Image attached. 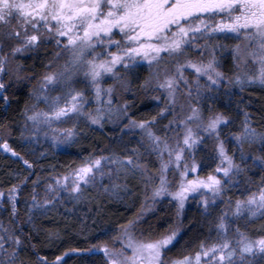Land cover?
I'll list each match as a JSON object with an SVG mask.
<instances>
[{
  "label": "snow or ice",
  "instance_id": "obj_1",
  "mask_svg": "<svg viewBox=\"0 0 264 264\" xmlns=\"http://www.w3.org/2000/svg\"><path fill=\"white\" fill-rule=\"evenodd\" d=\"M220 39L239 41L232 49L237 68L251 62L259 66L258 72L226 76L217 58V48H227L216 43ZM49 44L55 45V51L30 93L36 103L26 105L21 113L19 134L24 147L39 143L41 134L55 145H70L77 135L75 126L60 127L70 120L83 118L100 126L106 117L109 121L123 118V122L108 155L84 156L75 167L46 182L42 196L37 190L39 178L31 182L24 198L27 222L32 223L36 213L46 214L62 204L64 194L75 207L97 185L115 195L121 185L113 182L123 179L126 191L129 175L141 178L145 201L137 219L121 224L118 233L104 231L87 248L70 249L51 261L37 254L36 264H67L70 253L102 254L103 264H264V235L253 238L238 227L233 230L229 220L230 215L239 219L245 213L249 218L264 216V177L255 191L246 189L241 193L244 199L229 198L228 211L212 217L217 200L223 201L227 190L239 185L237 177L246 168L264 171V156L244 152L246 144L257 142L264 150V133L251 127L247 113L240 130L229 133L234 121L227 111L214 107L224 98L231 104L232 88L264 87V0H0V107L5 111L11 106L6 95L11 85L5 82L10 66L15 65L11 70L15 81L31 82V77L21 75L19 60L39 58ZM144 64L149 77L140 87L156 93L151 98L157 106L151 119L137 120L128 115L127 104L113 107V94L116 85L130 90ZM78 75L83 80H76ZM105 77L114 85L103 87ZM90 99L97 104L95 111L87 110ZM40 103L45 107L40 108ZM135 136L139 139L126 141ZM210 141L211 152H203L198 160ZM226 141L234 142L231 154ZM0 151L22 161L26 170L34 168V162L4 136H0ZM152 156L158 162L155 173L145 163ZM205 166L211 170L201 175ZM33 174L17 173V182L6 196L0 191V201L10 205L12 225L0 222V264H17L23 250L22 229L15 225L18 204ZM106 178L109 186L104 184ZM165 197L174 202V221L163 233L137 235L145 210ZM190 198L199 200L201 215L214 225L215 239L201 240L194 250L168 259L185 227Z\"/></svg>",
  "mask_w": 264,
  "mask_h": 264
},
{
  "label": "trees",
  "instance_id": "obj_2",
  "mask_svg": "<svg viewBox=\"0 0 264 264\" xmlns=\"http://www.w3.org/2000/svg\"><path fill=\"white\" fill-rule=\"evenodd\" d=\"M41 58V57H40ZM40 58L32 59L26 56V72L25 77H36V66L40 62ZM230 61L226 59L224 72L227 74L230 70ZM145 77V70L142 68L139 80L133 79L130 83V90H122L123 101L128 105V115L137 120L151 119L155 114L156 107H152L153 102L149 94L140 87ZM10 90V108L4 114L0 107V131L7 125L11 126L12 133L8 137L12 147L21 152L25 159L34 162L32 170H26V166L22 161L10 154L0 151V191L5 193L12 184L17 182L16 174L21 176L28 175L29 171L34 174L29 176V183L18 204L19 222L15 225L18 229H22V240L24 242L23 250L18 258L17 264H36L37 254L47 257L50 261L56 255L70 251L73 248L85 249L97 235L104 231L118 233L121 224H127L129 220L137 219V214L141 211L145 201V189L139 181V177L129 175L127 178V190H123L125 181L123 179L114 181L113 183L121 185L116 189L115 195L106 193L99 185L88 190L85 198L81 203L73 207V203L64 198L62 204L55 209L48 211L46 214L36 213L33 216V222H27L26 207L24 198L28 197V190L32 187V181L39 178L40 184L37 188L40 191L46 182H49L53 176H58L66 172L69 167H75L79 160L89 154L108 155L110 150L114 149V140L119 138L118 127L103 124L100 128L93 127L84 120L75 121L74 125L77 131L75 140L62 150H52L51 148L37 144L36 146L24 147V142L20 139L19 128H21L23 107L28 104L30 98V90L33 81H25V87L19 85V81H9ZM232 102L229 105L227 98L222 102H218L214 107L219 111H227V114L234 121L229 129V133L239 131L245 120V113L249 118V123L258 133H264V87L254 85L246 87L244 91L232 88ZM227 134V133H226ZM130 139L126 138V141ZM230 154L235 151V145L226 141ZM212 143L202 149L203 152H211ZM244 152L251 157L264 156V150L257 142L244 146ZM148 158V157H147ZM145 158V162L148 159ZM237 163H239V153H236ZM214 166V165H213ZM206 167V171L201 175H206L210 168ZM261 177H264V171L259 168H246L237 180L240 182L238 186H234L227 190L223 201L213 206V220L222 209V205L231 198L232 201L244 199L245 190L255 191L260 183ZM105 186H109L110 182L107 178L104 181ZM228 208V207H227ZM3 215L0 222L6 227H12L10 221V205L6 200L2 201ZM70 209V211H66ZM196 213L198 215L195 224L200 226L198 233L191 234L192 225L189 220H184V228L188 229V233L178 238L179 242L172 251L167 253L169 259H176L184 251L194 250L196 245L201 241L211 237L215 239V228L211 221L204 220L201 210L194 206L189 207L184 218L188 217L187 213ZM175 219L174 205L169 201H163L153 206L151 210H145V215L138 221L136 229L137 235L143 232L145 237L163 233L168 227L169 222ZM95 221V223H93ZM234 228L246 232L253 238L264 235V216H256L253 219L235 218L233 222ZM208 230V233L206 231ZM184 229L182 233H184ZM59 238H57V235ZM193 243L192 249L190 247ZM67 264H103L102 254L97 256H78L70 253L65 258Z\"/></svg>",
  "mask_w": 264,
  "mask_h": 264
},
{
  "label": "rangeland",
  "instance_id": "obj_3",
  "mask_svg": "<svg viewBox=\"0 0 264 264\" xmlns=\"http://www.w3.org/2000/svg\"><path fill=\"white\" fill-rule=\"evenodd\" d=\"M217 42H218V43H217L218 45H227V48L223 49V51H221L219 47L217 48V58L219 59L220 64H221V69H220L221 71L224 72V67H225V61H226V59H229V61H230V68H229L230 71H229L227 74L224 72L226 76H231L233 72H239L240 74H245V73H255V72H258L259 66H258V65H253L251 62H249L246 66L243 65V64H241V65L239 66V68H237V66H236V62H235V60L233 59L232 49L235 47V45H236L237 43H239V41L234 40V39H220V40H218ZM47 61H48V60H47ZM64 62H65L64 59H61V60L59 61V64L62 65ZM35 68H36V67H35ZM142 68L145 70V77H144V79H146V78L149 77L148 66H147L146 64H144V65H142ZM45 70H46V69L44 68V70H43L41 73H43ZM41 73L36 72V77H33V78L31 79V81H33V84L31 85L30 93H31L32 89L34 88V86H36L37 80H38L39 75H40ZM139 75H140V73H139ZM189 78L191 79V77H189ZM75 79H76V80H83V77H82V75H78V76L75 77ZM144 79H143V80H144ZM105 81H106V82L102 84V86L105 87V88L114 85V81H113L110 77H105ZM24 83H25V81H24ZM77 86L80 87V88H83V84H79V85H77ZM225 87H227V85H225ZM116 88H117V91H115L114 94H113V107H114V108H115V107H121V106H123L124 104H126V103L123 101V98H122V90L119 89V86H118V85H116ZM147 93L149 94V97H150V99H151L152 102H153L152 107L155 108V107L157 106V101L153 100L151 97H152V95H155L156 93H152V92H150V91L147 92ZM54 94H58V93H54ZM34 103H36L35 99H34V98H29V101H28L27 106H28V107H31ZM161 106H162V105H161ZM39 107H40V108H44L45 106H44L43 103H40V104H39ZM86 107H87V110H88V111H95V109H96V107H97V104L95 103L94 100L90 99V100H89V103H88V105H86ZM24 109H25V106H24ZM24 109H23V111H24ZM169 118H171V117H169ZM80 120H83V118H81ZM122 122H123V118L120 119V120H117V119L113 118L112 121H109V120L107 119V117H106L105 120L103 121V124H106V125H108V126H113V127H118V128H120L121 125H122ZM74 123H75V121L70 120V121H68L67 123H63V124H61L60 127H61V128H72L73 125H74ZM164 123H167V121H164ZM90 125L93 126V127H98V128L101 127L100 125H92V124H90ZM22 126H23V121H22L20 127H22ZM158 127H159L160 129H162V125H160V126H158ZM8 130H11V133H12L11 126H9V125L5 126V127L0 131V136H4V138L8 139V137H9V136L7 135ZM171 134H172V133H169V135H171ZM50 135H51V133H50ZM129 138H130L131 140H138V139H139V136L129 137ZM22 142H23V141H22ZM37 144L45 145V146L51 148L52 150H62V149H64V148H66V146H67V145H65V144L55 145V144H53V142L51 141V139H47V140H46V139L43 137L42 134H41V136H40L39 143H34V144H32V146H36ZM133 146H135V145H133ZM201 156H202V155H201V152H199L198 155H197V159L199 160V159L201 158ZM147 159H148V162H145V163H147L149 169H150L153 173H155V170H156V168L158 167V162L156 161L155 156L148 157ZM137 176L139 177V175H137ZM169 180H170V181L172 180L171 175L169 176ZM139 181H141V185H143V187H144V184H143V182H142V180H141L140 177H139ZM144 189H145V188H144ZM43 190H44V188H42V189L39 191V192L41 193V196L43 195ZM149 194H150V189H149ZM66 195H67V194H64V197H66ZM163 201H169V202H171V201L169 200V198L165 197L164 199H161V200L156 201L155 204L160 203V202H163ZM219 202H220V200L218 199L216 205H217ZM0 203H2V201H0ZM149 203H151V201H149ZM171 203L174 205V202H171ZM198 205H199V200H198V199H192V198H190L189 202L186 204L185 211H186L189 207H191V206H194V208H196V207L199 208ZM0 208H1V207H0ZM199 209H200V208H199ZM222 210H223V211H228V208H227V206H226V203L224 204V206L222 205V209H221V211H222ZM2 215H3V210L0 209V220H1V216H2ZM187 215H188V217H185L184 220H189V224L192 225L191 234H195V235H196V232L198 233V228H200V226H198V225L195 224V220L197 219L198 215H197L196 213H192V212H191V213H187ZM196 216H197V217H196ZM257 216H258V215H257ZM241 218H249V217H248L247 213H245V215L242 216ZM253 218H254V217H251V218H249V219H253ZM203 219H204V218H203ZM234 219H235V217H231V215L229 216L230 226H231V229H233V230L235 229V228H234V225H233ZM204 220H205V219H204ZM184 231H185V232H184V233H181V234L184 235L185 233H188V232H189L187 228H184ZM206 233H208V230L206 231ZM230 235H231V232H230ZM192 244H193V243L191 242L190 247H189L188 249H192V247H193ZM167 258H168V257H167ZM168 259H169V258H168Z\"/></svg>",
  "mask_w": 264,
  "mask_h": 264
},
{
  "label": "flooded vegetation",
  "instance_id": "obj_4",
  "mask_svg": "<svg viewBox=\"0 0 264 264\" xmlns=\"http://www.w3.org/2000/svg\"><path fill=\"white\" fill-rule=\"evenodd\" d=\"M216 43H218L216 41ZM55 51V45L54 44H49L47 47L41 49V52L39 53V58H40V62L39 64L36 66V72L38 73H41L43 70H44V65L47 63V60L51 57V54ZM19 63H20V66H21V75L22 76H25V72H26V67H25V64H26V56L24 57H21L20 60H19ZM15 68V65H11L10 68H9V73L10 75L8 77H5V82L10 84L9 81H15V77L11 75V70ZM24 81L26 80H21L19 81V85L22 86L21 88H24L25 87V83ZM10 90V86L6 92V95H8L9 97V103H10V96L8 94V91ZM24 109V107H23ZM1 110L2 112L5 114L7 111H5L3 109V107H1ZM23 112V111H22Z\"/></svg>",
  "mask_w": 264,
  "mask_h": 264
}]
</instances>
